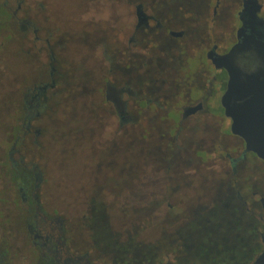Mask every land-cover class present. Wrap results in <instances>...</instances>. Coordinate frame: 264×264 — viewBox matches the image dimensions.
Listing matches in <instances>:
<instances>
[{"label":"flooded vegetation","instance_id":"af4514ba","mask_svg":"<svg viewBox=\"0 0 264 264\" xmlns=\"http://www.w3.org/2000/svg\"><path fill=\"white\" fill-rule=\"evenodd\" d=\"M8 28L0 264H264V160L214 63L264 41V0H0ZM53 186L78 212L44 206Z\"/></svg>","mask_w":264,"mask_h":264},{"label":"water","instance_id":"95a60500","mask_svg":"<svg viewBox=\"0 0 264 264\" xmlns=\"http://www.w3.org/2000/svg\"><path fill=\"white\" fill-rule=\"evenodd\" d=\"M214 63L229 75L222 105L232 120V133L264 160V41L244 35L242 42L217 56Z\"/></svg>","mask_w":264,"mask_h":264},{"label":"rangeland","instance_id":"374dc122","mask_svg":"<svg viewBox=\"0 0 264 264\" xmlns=\"http://www.w3.org/2000/svg\"><path fill=\"white\" fill-rule=\"evenodd\" d=\"M100 1L101 0H98V3H100ZM113 1H114V4H122V0H113ZM98 14L101 15L102 13L98 12ZM65 31H66V33H68V35L70 37H73V38L75 37L74 33L76 30L73 27H70L69 25H67L65 28ZM9 37H10V31L8 28L2 32L0 42L8 43ZM2 48H3L2 56H1L2 64L7 65L5 67L7 73H5V76H3L4 82H5V85H4L5 87H2V89H1L2 98H4L3 96H5V94L9 90V86H10V84H9L10 77H9V75H6V74H8L9 70L11 69L10 65H11V58H12V50H11L12 48L8 44L2 45ZM67 96H69V95L67 94ZM67 99L73 101V100H77L78 97L74 93L70 96V98H67ZM129 142H130V145H129L130 162L133 163L135 161V158H136L134 155H136L138 153V151H139L138 149L140 147L137 144L133 143V141H131V138H130ZM30 158H33V156L29 157V160H30ZM37 159H38V162L41 164L43 162L44 157L41 154H39ZM69 193L74 195V194H76V190L74 188H69V189L59 188L58 186H53L50 188H43V190L41 192V196L43 197L42 202L44 203V206H46L48 208L49 211L59 210L61 212H65V213H76V212H78L77 208H79V204H77V202H75V201L68 202V201H65V198H64V200H62L64 195H67ZM130 207H132V206H130ZM129 213L134 214L135 211L129 210ZM149 222L153 226V227L152 226L149 227V229H151V230L153 228L155 229V227L158 226V222H156V221H149ZM149 222L147 224H149ZM164 226L165 225H163V228H164ZM2 230L0 231V237L1 238H3V235H4ZM156 234H157V232H154L153 230L152 231L148 230V231H146L145 236H143V237L146 240H151V239L156 238V236H155Z\"/></svg>","mask_w":264,"mask_h":264}]
</instances>
